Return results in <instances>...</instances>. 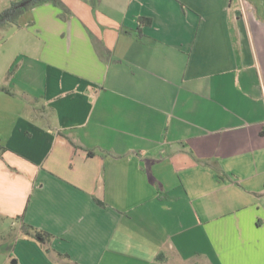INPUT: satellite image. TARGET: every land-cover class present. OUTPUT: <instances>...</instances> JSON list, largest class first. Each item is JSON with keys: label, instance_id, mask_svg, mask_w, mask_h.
Listing matches in <instances>:
<instances>
[{"label": "crops", "instance_id": "0c3cea01", "mask_svg": "<svg viewBox=\"0 0 264 264\" xmlns=\"http://www.w3.org/2000/svg\"><path fill=\"white\" fill-rule=\"evenodd\" d=\"M63 1L1 36L0 213L54 235L3 264H264V0Z\"/></svg>", "mask_w": 264, "mask_h": 264}, {"label": "trees", "instance_id": "16d2710c", "mask_svg": "<svg viewBox=\"0 0 264 264\" xmlns=\"http://www.w3.org/2000/svg\"><path fill=\"white\" fill-rule=\"evenodd\" d=\"M27 1L25 5H21L22 2ZM51 3L57 7L63 9L64 13L61 14L62 18H66L67 14H71V11L67 8L63 0H22V1H12L11 4L3 10H0V28H8L13 25H19V19L28 10L35 6ZM148 22V21H147ZM97 48L106 55H110V50L101 44L99 41L95 40ZM18 66V60L13 64L11 69L8 71V76L12 74L15 68ZM0 89L9 93H12L5 86H0ZM0 149L3 147L0 145ZM102 203V202H100ZM21 230L23 233L36 238L39 242L45 244L52 241L54 235L46 230L40 229L36 226L23 222L21 225Z\"/></svg>", "mask_w": 264, "mask_h": 264}, {"label": "rangeland", "instance_id": "374dc122", "mask_svg": "<svg viewBox=\"0 0 264 264\" xmlns=\"http://www.w3.org/2000/svg\"><path fill=\"white\" fill-rule=\"evenodd\" d=\"M5 34H7V28H0V43L4 42L1 36ZM1 83H4V80H1ZM20 223L16 217L0 213V264L8 259L9 252L18 238H30L37 241L36 238L22 232Z\"/></svg>", "mask_w": 264, "mask_h": 264}, {"label": "water", "instance_id": "95a60500", "mask_svg": "<svg viewBox=\"0 0 264 264\" xmlns=\"http://www.w3.org/2000/svg\"><path fill=\"white\" fill-rule=\"evenodd\" d=\"M26 3H27V1H24V2L21 3V5H25Z\"/></svg>", "mask_w": 264, "mask_h": 264}]
</instances>
